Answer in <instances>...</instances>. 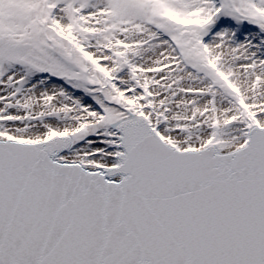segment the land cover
<instances>
[{
  "label": "snow or ice",
  "instance_id": "1",
  "mask_svg": "<svg viewBox=\"0 0 264 264\" xmlns=\"http://www.w3.org/2000/svg\"><path fill=\"white\" fill-rule=\"evenodd\" d=\"M0 264H264V0H0Z\"/></svg>",
  "mask_w": 264,
  "mask_h": 264
}]
</instances>
